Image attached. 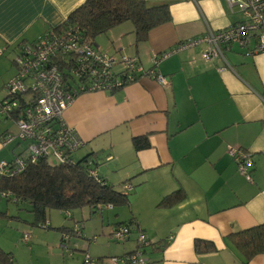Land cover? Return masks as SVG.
<instances>
[{"label":"crops","instance_id":"0c3cea01","mask_svg":"<svg viewBox=\"0 0 264 264\" xmlns=\"http://www.w3.org/2000/svg\"><path fill=\"white\" fill-rule=\"evenodd\" d=\"M84 1L0 0L1 57L61 24ZM145 1L167 5L170 21L152 29L143 42L135 43L132 25L123 23L94 43L114 58H137L146 70L154 55L242 20L224 0ZM251 46L223 44L221 56L204 62L209 44H198L158 63L166 86L141 77L113 92L78 95L63 114L83 141L74 159L88 157L106 184L119 191L128 182L133 190L128 205L97 213L84 208L82 219L72 216V223L110 234L113 227L132 222L117 256L135 251L140 230L153 243L142 249L146 264H243L227 238L264 224V52L249 54ZM9 131L0 123V137ZM135 138H145L148 146L135 150ZM228 147L252 154L249 180L238 172ZM15 154V145L0 146V161ZM176 190L185 194L181 202L158 206ZM92 238L95 242L84 234L88 244L80 250L96 244ZM195 240L211 242L216 251L196 254ZM247 264H264V253Z\"/></svg>","mask_w":264,"mask_h":264},{"label":"built area","instance_id":"2783aa9c","mask_svg":"<svg viewBox=\"0 0 264 264\" xmlns=\"http://www.w3.org/2000/svg\"><path fill=\"white\" fill-rule=\"evenodd\" d=\"M230 11L237 9L242 20L220 32H209L204 37L194 38L178 44L169 52L153 56L150 69H144L137 58L121 56L114 58L97 48L94 41L82 38L78 28L62 31L48 30L36 42L24 43L18 47L13 65L16 72L11 80L5 82L0 93V118L13 121L17 132H6L0 137V146L15 145L24 147L10 160L0 161V178H12L38 160L54 165L72 164L74 154L83 145L76 131L68 126L63 114L73 100L80 94L92 92H113L136 82L141 77L154 80L166 86V78L159 72L158 63L171 54L209 44L202 53V60L210 62L221 56V45L238 43L252 45L249 54L264 52V0H224ZM2 51L0 50V56ZM221 70V69H220ZM227 154L235 162L238 172L250 179L253 166L252 154L239 148L228 147ZM92 161L88 159V174L99 182ZM123 194L133 190L130 183L121 188ZM0 198L11 199L9 193H0ZM105 207H110L107 205ZM101 210V209H100ZM63 215L72 220L69 212ZM68 233L84 237L83 224L73 222ZM49 222L43 224L49 227ZM69 234L61 238V248L66 257H72L69 248ZM131 235V226L118 225L111 229V241L123 244ZM25 245L30 243V234L21 237ZM95 242V238L89 239ZM153 243L143 231H138L136 249L132 253L102 259L91 258L87 252L79 264H146L142 249Z\"/></svg>","mask_w":264,"mask_h":264},{"label":"trees","instance_id":"16d2710c","mask_svg":"<svg viewBox=\"0 0 264 264\" xmlns=\"http://www.w3.org/2000/svg\"><path fill=\"white\" fill-rule=\"evenodd\" d=\"M169 21L170 11L167 5L149 6L145 0H85L61 24L50 30L58 32L78 28L82 38L94 41L114 27L130 23L135 43H139L146 40L152 29ZM22 44L24 42H20L19 47ZM147 146L145 138L133 139L135 150ZM88 159H74L75 162L67 165H50L44 160H38L12 178H0V193H9L16 204H27L34 225L49 222L47 216L52 210L63 214L86 208L91 213H97L107 205H128V194H123L122 189L118 191L98 175L99 182L89 176ZM126 183L128 182L121 184V188ZM184 198V192L176 190L162 199L158 206L171 207ZM3 215L0 213V216ZM122 225L131 226L132 222ZM227 239L233 251L240 255L242 263L247 264L256 255L264 253V224L232 233ZM194 251L198 255L209 254L214 253L216 248L211 242L195 240ZM94 259L101 262L103 257ZM0 264H13L11 255L1 248Z\"/></svg>","mask_w":264,"mask_h":264},{"label":"rangeland","instance_id":"374dc122","mask_svg":"<svg viewBox=\"0 0 264 264\" xmlns=\"http://www.w3.org/2000/svg\"><path fill=\"white\" fill-rule=\"evenodd\" d=\"M14 57L15 53L12 52V54L7 53L0 58V89L5 82L12 79L16 72L15 66L10 63ZM3 97L4 94L0 93V99ZM0 123L2 128L10 129L9 132H17V127L11 120L0 118ZM23 147L24 144L15 147L16 153ZM49 164L54 165L52 161H49ZM81 212V210H75L70 214L77 220H81ZM0 213L4 214L0 216V248L11 255L13 264H79L85 252L91 257L105 259L117 256L124 249L125 243L118 244L111 241L107 232H94L97 227L93 226L89 230L84 229L83 233L89 239L96 236L97 243L89 245L88 251L80 250L88 244V241L70 234L69 238L72 239L69 240V247L73 256L66 257L61 248L60 239L61 235L69 234L68 231L73 224L59 211H49L47 219L50 226L48 228H44L43 225H34L29 206L25 203L16 204L7 198H0ZM63 228L68 231H63ZM25 233L30 234L31 237L28 245H25L21 240Z\"/></svg>","mask_w":264,"mask_h":264}]
</instances>
